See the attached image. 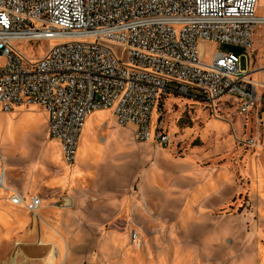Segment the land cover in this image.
Here are the masks:
<instances>
[{
    "label": "rangeland",
    "instance_id": "rangeland-1",
    "mask_svg": "<svg viewBox=\"0 0 264 264\" xmlns=\"http://www.w3.org/2000/svg\"><path fill=\"white\" fill-rule=\"evenodd\" d=\"M263 5L259 0L258 14H264ZM53 43L16 45L36 60ZM198 51L203 62L215 51L242 55L240 68L264 85V25L254 29L249 51L205 40L198 41ZM259 93L249 112L229 101L216 115L200 98L171 93L161 113H153L145 141L133 124L96 110L91 127L106 138L101 155L82 162L83 173L51 202L48 217L25 210V224H17L24 216L0 227V264H264V89ZM157 116V127L168 136L163 144L154 138ZM215 116L221 123L205 131ZM18 117H29V124L15 149L8 138L0 139V153L6 166L27 167L41 162L51 140L47 112L35 105L0 110V128ZM71 165L64 163L68 170ZM189 187L191 197L182 193ZM189 205L196 212L178 213Z\"/></svg>",
    "mask_w": 264,
    "mask_h": 264
},
{
    "label": "built area",
    "instance_id": "built-area-1",
    "mask_svg": "<svg viewBox=\"0 0 264 264\" xmlns=\"http://www.w3.org/2000/svg\"><path fill=\"white\" fill-rule=\"evenodd\" d=\"M258 2L0 0V110L44 108L49 137L67 164L75 162L84 121L97 109L110 108L118 123L133 124L143 141L171 93L200 98L215 115L229 101L249 112L264 85L240 68L242 55L215 51L210 61H200L198 41L249 51L254 29L264 25ZM41 40L54 43L36 60L16 45ZM159 122L157 116L154 138L163 144L168 136ZM0 188L10 190L12 204L38 214L41 197L10 189L1 154Z\"/></svg>",
    "mask_w": 264,
    "mask_h": 264
},
{
    "label": "crops",
    "instance_id": "crops-1",
    "mask_svg": "<svg viewBox=\"0 0 264 264\" xmlns=\"http://www.w3.org/2000/svg\"><path fill=\"white\" fill-rule=\"evenodd\" d=\"M97 110H102V109H97ZM95 111L96 110L92 111L88 115L93 114ZM209 129L206 128L205 131H209ZM47 142L49 143L45 145L41 162H36L33 165L30 164L27 167H23L20 163L12 164L9 166L5 165L6 182L11 189L18 191L26 198H28V196L33 193L40 194L42 199V206L38 210V215L42 216L44 219L48 217L49 215L48 213L50 212V209H52L51 202L53 203L58 202L61 195L67 189H69V187L71 186V182L73 180V178L69 175L68 169L64 166L65 162L62 158V153L58 141L51 138V140ZM182 193L185 196L191 197V195L193 196L192 194L193 189H190V187L188 188V190L183 189ZM9 194L10 193L8 190L0 189V200L2 202H6V204L8 205L7 207L11 211L14 210V212H25V217L22 220V222L17 223L18 225L22 226L29 219L26 215L27 210L24 209L23 207L12 204L8 200ZM200 199L201 197L199 198V200ZM200 207L202 208V206ZM55 208L58 209V206H56ZM200 210L201 209H199V211ZM192 211L193 212L196 211L194 209V205L193 206L189 205L187 209L183 208L182 210H178V213L179 214H183L184 212L191 213Z\"/></svg>",
    "mask_w": 264,
    "mask_h": 264
},
{
    "label": "bare ground",
    "instance_id": "bare-ground-1",
    "mask_svg": "<svg viewBox=\"0 0 264 264\" xmlns=\"http://www.w3.org/2000/svg\"><path fill=\"white\" fill-rule=\"evenodd\" d=\"M101 109H104L105 111H107L108 114L111 113V109L110 108H101ZM22 118L23 117H20V118L18 117L17 119H13L12 120V126H8V123H7L6 126L9 127L7 129H5V128L4 129H1L0 128V139L2 140V139L8 138L9 141H10L11 147L13 149H15V144L17 143V140L19 139V137L21 135V130L25 126H27L29 124V117L28 118L27 117L26 118L24 117L25 119L24 118L22 119ZM86 118L87 119H85L84 124H83V127H82V130H81V136H79L80 138L78 140L79 141V144L77 145V147H78V155H76L77 157L75 159V162L70 166V168L68 170L69 171V175L73 178V180H74V177H76L77 175H80V174L83 173L82 162L87 161L91 157H99L101 155V152H102V149H103L104 145L106 144L105 143V140H106L105 137H102L101 136L99 138L97 136V133H98V129L99 128L98 127H91L92 118H93V117H91V114L88 115ZM219 123H221L220 122V119L217 116H215L208 123L207 129H209L210 127L217 128L219 126ZM18 147H19V145H18ZM148 148H150V147H148ZM149 150H151V149H149ZM104 151H105V149H104ZM166 153H169V152H166ZM117 155H118V153H117ZM149 156H150V153H149ZM168 156H169V154H168ZM1 157H2V159L4 161V159H5L4 154L1 153ZM96 161H97V159H96ZM4 163H5V161H4ZM105 165H103V166H105ZM73 180H72V182H73ZM8 191L10 192V190H8ZM9 201H10V199H9ZM1 203H0V227L2 225L9 224L13 220H17V219H20V218H22V217L25 216V212H14V210L11 211L8 207H6L5 205H2ZM262 249H264V248H262ZM259 255H260L261 260L264 261V252H261L259 250Z\"/></svg>",
    "mask_w": 264,
    "mask_h": 264
}]
</instances>
